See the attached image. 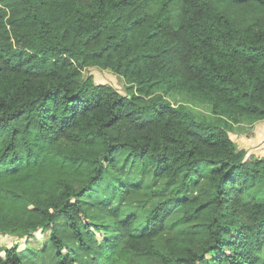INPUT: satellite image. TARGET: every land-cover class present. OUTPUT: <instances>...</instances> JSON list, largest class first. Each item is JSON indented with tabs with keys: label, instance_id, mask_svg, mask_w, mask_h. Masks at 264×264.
<instances>
[{
	"label": "trees",
	"instance_id": "trees-1",
	"mask_svg": "<svg viewBox=\"0 0 264 264\" xmlns=\"http://www.w3.org/2000/svg\"><path fill=\"white\" fill-rule=\"evenodd\" d=\"M175 1L0 0V233L28 246L37 231L49 233L38 252L54 245L58 264H73L59 218L92 264H151L143 255L264 264V159L246 162L220 119H264V22L242 27L213 0H180L174 23ZM88 66L123 75L127 93L83 78ZM166 83L209 101L215 117L172 103L158 91ZM125 151L157 179L180 176L177 193L144 225L99 199L113 223H93L84 198ZM202 165L212 167L206 200L184 193ZM177 208L191 228L159 248ZM4 251L0 264H25L17 244Z\"/></svg>",
	"mask_w": 264,
	"mask_h": 264
},
{
	"label": "rangeland",
	"instance_id": "rangeland-1",
	"mask_svg": "<svg viewBox=\"0 0 264 264\" xmlns=\"http://www.w3.org/2000/svg\"><path fill=\"white\" fill-rule=\"evenodd\" d=\"M213 1L218 8L230 15L242 27H246L256 17L261 18L264 22V6L259 3L235 4L230 0ZM182 10V2L180 0L175 1L172 5L174 23L179 21ZM88 76L96 84H110L122 93H127L129 84L120 73L99 66H88L83 69V78ZM158 91L175 105H182L192 110L199 117H215L212 106L207 100L187 91L169 87L167 83L163 84ZM220 119L225 121L230 136L239 148L246 151V162L252 163L264 159V119L241 118L236 121L231 120L226 115H223ZM202 169V177L192 179L184 193L189 197L197 196L206 200L212 196V185L209 181L212 167L202 165ZM180 182V176L173 181L157 179L153 175V168L147 162L143 164L131 163L128 151H125L119 157L117 163L107 170L102 181L95 185L92 192L84 198L85 206L95 217L93 223L108 225L113 223L112 218L97 211L98 200L105 199L109 203L120 207L124 214L130 212L137 214V225H144L147 215L162 200L177 193ZM121 187L125 189L121 190ZM262 187L263 184L258 189ZM182 213V209L177 208L167 221L166 229L157 241L159 248H164V240L167 237L183 235L190 230L192 222L186 221ZM58 223V234L65 241L64 252L73 259V264H92L91 254L79 246L74 235L70 233L71 229L69 228V231L67 222L63 218H59ZM93 228L100 240L106 236L97 226L93 225ZM48 234L40 230L37 231L35 237L30 239V245L32 246H28L26 237L0 233V253L4 256L5 248L17 244L25 264H58L54 245L50 244L43 254L38 252L39 248L44 247L49 237ZM137 259L151 264H165L158 256L143 255L137 256Z\"/></svg>",
	"mask_w": 264,
	"mask_h": 264
}]
</instances>
